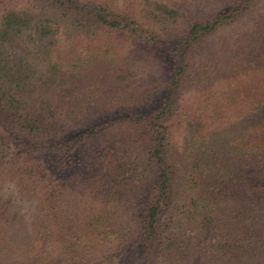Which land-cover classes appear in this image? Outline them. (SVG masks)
<instances>
[{
    "label": "trees",
    "instance_id": "16d2710c",
    "mask_svg": "<svg viewBox=\"0 0 264 264\" xmlns=\"http://www.w3.org/2000/svg\"><path fill=\"white\" fill-rule=\"evenodd\" d=\"M250 261L264 0H0V264Z\"/></svg>",
    "mask_w": 264,
    "mask_h": 264
},
{
    "label": "rangeland",
    "instance_id": "374dc122",
    "mask_svg": "<svg viewBox=\"0 0 264 264\" xmlns=\"http://www.w3.org/2000/svg\"><path fill=\"white\" fill-rule=\"evenodd\" d=\"M160 77V75H158ZM168 78V74H165V78ZM165 78L163 81H165ZM162 81V83H163ZM164 87L162 85V88L153 96V101H156L158 104L161 103L162 99H163V95H164ZM157 105V104H156ZM263 261H250L247 264H264L262 263Z\"/></svg>",
    "mask_w": 264,
    "mask_h": 264
}]
</instances>
